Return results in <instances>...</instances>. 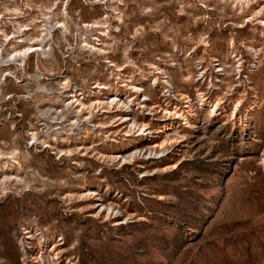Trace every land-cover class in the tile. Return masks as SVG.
<instances>
[{"label": "rangeland", "instance_id": "1", "mask_svg": "<svg viewBox=\"0 0 264 264\" xmlns=\"http://www.w3.org/2000/svg\"><path fill=\"white\" fill-rule=\"evenodd\" d=\"M0 264H264V0H0Z\"/></svg>", "mask_w": 264, "mask_h": 264}, {"label": "bare ground", "instance_id": "2", "mask_svg": "<svg viewBox=\"0 0 264 264\" xmlns=\"http://www.w3.org/2000/svg\"><path fill=\"white\" fill-rule=\"evenodd\" d=\"M34 51H35V50H34ZM32 52H33V51H28V53H27V54L29 55V54H30V53H32Z\"/></svg>", "mask_w": 264, "mask_h": 264}]
</instances>
